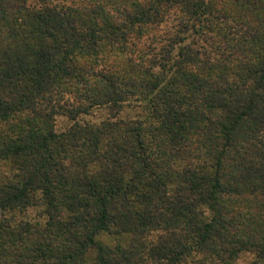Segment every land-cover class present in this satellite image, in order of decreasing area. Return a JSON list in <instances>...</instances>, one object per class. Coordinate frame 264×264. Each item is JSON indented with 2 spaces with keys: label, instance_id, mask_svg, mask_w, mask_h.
<instances>
[{
  "label": "trees",
  "instance_id": "trees-1",
  "mask_svg": "<svg viewBox=\"0 0 264 264\" xmlns=\"http://www.w3.org/2000/svg\"><path fill=\"white\" fill-rule=\"evenodd\" d=\"M4 166L0 264H264V0H0Z\"/></svg>",
  "mask_w": 264,
  "mask_h": 264
},
{
  "label": "rangeland",
  "instance_id": "rangeland-1",
  "mask_svg": "<svg viewBox=\"0 0 264 264\" xmlns=\"http://www.w3.org/2000/svg\"><path fill=\"white\" fill-rule=\"evenodd\" d=\"M158 32L161 34H166V33H171V23L168 24H163L161 25L160 29L158 30ZM141 109L139 108H129L126 109L123 112V117H136L139 116L141 113ZM108 115L107 111L105 110H98L95 113L92 114V117H87V120L91 123H98L100 120L106 118ZM69 125V123L63 119H59V122L57 124L58 129L61 131L63 129H65L67 126ZM9 171V167L8 166H4L3 168H0V173L2 172H8ZM41 208H32L29 209L27 214L28 217L30 218H35V216L40 213ZM99 242L102 244H111L112 243V239L106 236H101L99 239ZM235 264H261V263H257L256 262V258L253 254L250 253H244L240 256V258L235 262Z\"/></svg>",
  "mask_w": 264,
  "mask_h": 264
}]
</instances>
